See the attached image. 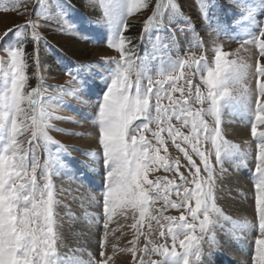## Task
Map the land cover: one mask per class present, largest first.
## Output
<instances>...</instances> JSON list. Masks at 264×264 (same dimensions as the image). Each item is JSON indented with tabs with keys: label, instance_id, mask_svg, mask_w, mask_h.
I'll return each instance as SVG.
<instances>
[{
	"label": "rangeland",
	"instance_id": "1",
	"mask_svg": "<svg viewBox=\"0 0 264 264\" xmlns=\"http://www.w3.org/2000/svg\"><path fill=\"white\" fill-rule=\"evenodd\" d=\"M12 1L26 5L8 12L0 11V35L8 29L26 24L29 20L39 25L35 30L29 27L27 34L21 37L26 64L24 74L27 77L23 92L28 93L36 89L40 95L36 113H33L26 100L21 105L24 112L17 117V122L22 129L29 130L22 131L18 140L22 142L23 149L32 150L30 154H34L40 164L57 155L64 163V167L54 171L52 175L54 196L58 202L55 206L58 256L64 260V264H96L97 261L105 260L107 264H151L152 261L157 264H172L170 257L152 251L162 245L171 251L172 241L170 236L162 237L159 234L161 228L150 217L159 216L161 212L163 216L179 217L183 210L178 211L166 206L160 189H157V192L161 193V198L148 206V214L142 222L139 210L128 207L117 209L111 221H108L107 229L103 227L105 218L101 201L105 167L102 149L98 143L96 105L106 89V83L100 77L110 76L115 68L112 61H119L121 58L118 51L107 45L111 30L104 5L110 0H79L82 8L74 11L71 10L73 3L67 0H3V4L11 7ZM137 2L147 7H141L127 16L126 23L140 25L141 35L137 46L129 44L126 47L134 46L132 59L134 67L139 66L138 70L142 73V84L146 85L149 79L155 82L154 91L161 89V96L164 97L161 106L168 108L169 114L172 108L166 93H170L173 100H179L182 95L179 91L172 93L170 89L171 81L168 77L175 62H191L193 56L196 60L203 57L201 64L214 68L215 54L219 49L227 54V61L246 66V75L237 86L236 92L251 98V108L245 111L239 104L233 103L231 107L222 110L220 125L221 142L227 141L236 145L240 151L217 163L211 141L205 142L202 138L201 144V150L212 152L210 164L214 171L217 206L223 215L228 217L225 220L222 216L214 214V219H218L219 223L211 235L215 236L217 246L203 244V264H245L255 254L254 240L259 235V220L254 203L255 180L258 175L255 173L258 140L251 133V125L254 122L255 99L258 95L255 75L257 61L264 66V57L259 56L256 45L245 41L251 39L249 33H258L259 29L241 16V8L230 0ZM242 3L253 13L256 21L264 22V0H242ZM157 5H160V12L153 20L157 27L145 30V22L157 13ZM202 6L207 12V18L202 14ZM189 20L191 25L188 24ZM68 24L72 25L71 31L68 30ZM33 31L39 35L38 41L32 39ZM122 31L128 37L125 33L127 29ZM194 35L199 37L200 46L196 45ZM9 37L13 39L6 38L8 45L14 42V34L9 33ZM28 40L34 43V50L29 52V55L25 49ZM5 46L6 44L0 43V48ZM6 55L5 51L0 50V59L6 58ZM43 63L46 66L42 67ZM80 64L87 67L77 68ZM68 71L74 72L77 79H72L67 74ZM10 74L8 65H0V123L6 118L3 98L10 87L5 83ZM179 74V71L174 73ZM204 78L206 70L199 72L196 66L192 65L191 68L186 67L184 77L176 81L177 86L184 89V98L188 100V107L192 111L209 107L207 102L201 105L195 100L196 87H199L203 95L207 94ZM186 79L192 82L191 96L187 95L189 86L185 83ZM260 80L264 82V78ZM82 82L84 88L81 87ZM260 99L264 103V97ZM151 103L155 105L154 98ZM41 111L47 122V135L55 143L46 142L43 138L32 140L31 118L34 114L39 115ZM205 120L210 130L215 127L211 116H206ZM143 122L137 120L134 125ZM168 123L184 135H190L191 122L185 126L173 117L170 122H161L159 125L165 128L161 133L165 144L159 154L165 156L169 163L178 159L179 173L175 166L171 172L157 167L155 171H149L148 179L155 181L160 178L164 183L172 180L174 184H180L181 174L191 179L189 172L195 170L191 169L184 154L168 135ZM157 130V116L153 107L149 131L144 133L153 146H158L152 136V132ZM260 131H264V125L258 126L257 135ZM5 142L3 136H0V150ZM176 142L186 148L193 161L202 169L201 179L206 178L203 164L192 152L191 147L184 144L180 138H177ZM60 145L68 149V152H58ZM37 174L42 186L43 177L39 169ZM188 186L192 187L191 184ZM144 187L147 189L149 186ZM156 194L150 193L153 196ZM169 199L178 202L174 191ZM192 203L194 206V201ZM161 223L166 226L168 221L161 220ZM133 224L136 228L132 227ZM163 231L167 232V227ZM101 244L104 245L103 248ZM133 248L136 250L135 255L131 251ZM101 251L104 252L103 257L100 256ZM176 251L183 252L179 241L176 242Z\"/></svg>",
	"mask_w": 264,
	"mask_h": 264
},
{
	"label": "snow or ice",
	"instance_id": "2",
	"mask_svg": "<svg viewBox=\"0 0 264 264\" xmlns=\"http://www.w3.org/2000/svg\"><path fill=\"white\" fill-rule=\"evenodd\" d=\"M235 2L237 7L241 8L243 17L249 23L259 29L257 32L249 33L251 39L246 43H253L259 50V56L264 57V22L254 19L253 13L242 3V0H230ZM16 5L5 6L3 0H0V11L8 12L16 10ZM105 7V15L108 18V24L111 30V36L107 40L109 48H114L120 53L119 61H112L115 68L110 76L100 77L106 83V89L99 101H97V119L99 123L98 143L102 149L104 172V189L102 197V209L104 213L103 227L107 229L108 221H111L113 213L117 209H126L131 207L133 210H139L141 222L148 214V206L154 201L162 198L166 206L181 211L179 217L151 216L161 228L160 235L170 236L172 241V250L169 251L166 246L153 248L152 251L170 257L172 264H203L202 251L204 243L209 246H217L214 232L219 223L216 216H224L217 206V197L215 195V181L213 167L210 164L211 151L201 150L203 141L210 140L215 149L214 156L217 163L223 158H231L234 152H239V147L229 144L222 140L221 136V112L233 103L239 104L245 111L251 108V98L243 93L237 94L236 88L246 75V66L238 65L235 61H227V54L217 49L215 54V67H208L201 64L193 56L191 62L180 60L174 63L170 69L168 79L171 81V92H181L179 100H173L170 93H166V98L170 101L172 108L171 114L168 108H162L161 89L154 91V81L149 79L147 84H142V73L138 70L139 66L134 67L132 56L134 55V46L126 47L131 44V39L123 34L122 29L126 30L128 25L126 17L138 11L141 5L137 0H110ZM175 9V5H172ZM202 14L207 18V12L201 7ZM160 12V5H157V13L149 17L145 22V30L156 28L157 24L153 22L154 18ZM191 25V21H188ZM31 27L35 30L39 25L29 20L26 24L17 28L8 29L0 35V43L6 44L0 48L6 52V58L0 59V65H8L11 69L10 78L6 79V85H10L8 92L3 98L6 118L0 123V136L6 141L3 149L0 150V264H64L57 253V220L55 206L57 200L54 196L52 184V175L54 171H59L64 167L60 157L54 156L40 164L37 157L31 153V149H23L22 142L18 136L22 129L17 122L24 109L22 103L27 101L33 113H36L39 104L40 93L33 89L31 92L24 93L23 89L27 83V77L24 74L26 64L24 62L25 52L22 47V36L27 34ZM71 31L72 25H67ZM193 32L194 26H193ZM9 33L14 34V42L7 44L6 38ZM33 40H39V35L33 31ZM196 45L200 46L199 37L193 36ZM191 47V45H190ZM38 56V52L36 53ZM38 62V61H37ZM196 66V70L204 72L206 78L204 83L207 86V94L203 95L199 87L195 88V100L203 105L208 103L209 107L200 108L192 111L188 107V100L184 98V89L178 87L176 81L184 77V69ZM87 65L80 64L77 68H84ZM179 71V75H174ZM135 73V79L133 74ZM67 74L72 79H77L74 72L68 71ZM7 76V73L5 74ZM256 83L258 95L255 99L254 122L251 125V133L258 140V154L256 155L255 173L258 174L255 180V211L258 215L259 235L254 240V256L246 261L245 264H264V131L257 135L259 125H264V103L261 97H264V66L259 61L256 63ZM185 83L189 86L188 96L192 95V82L186 79ZM84 88V83L81 85ZM155 99V105L151 103ZM155 108L157 116V125L159 130L152 132L158 146H153L146 139L144 133L149 131V122L152 120V109ZM206 116H211L215 127L211 130L205 120ZM181 121L185 126L191 122L190 135H184L179 129L172 127L168 123L167 132L172 138L173 143L184 158L188 161L194 172H189L188 176L180 175L182 183L174 184V181L167 180L162 182L160 178L155 181L148 179L149 171H155L157 167H163L166 172H171L173 167L179 173L180 162L177 159L174 163H169L165 156H161V147L165 144L161 133L165 128L159 127L161 122H170L171 119ZM183 117V119H181ZM137 120L144 122L134 125ZM47 122L43 111L39 115H33L31 118L32 140L37 141L43 138L46 142L55 143L47 135ZM180 138L184 144L189 145L195 155L200 158L203 164V172L207 173L206 178L201 179L202 169L193 161L192 156L186 148L181 147L176 142ZM58 152L67 153L68 149L62 145L58 146ZM247 155V154H245ZM38 169L42 173L43 184L41 186L38 178ZM191 184L192 187L188 185ZM148 185L146 189L144 186ZM172 186V187H169ZM175 192L178 202L169 199L172 192ZM156 192L155 196L150 193ZM194 201V206L193 202ZM190 217V218H189ZM202 217V218H201ZM161 220L168 221L165 226ZM136 228V225H132ZM167 227V232L163 229ZM179 241L182 253L176 251V242ZM104 245L101 244V248ZM135 255V249L131 250ZM147 251V249H145ZM210 255V253H208ZM104 256V252H100ZM96 264H107V261H97ZM151 264H157L152 261Z\"/></svg>",
	"mask_w": 264,
	"mask_h": 264
},
{
	"label": "trees",
	"instance_id": "3",
	"mask_svg": "<svg viewBox=\"0 0 264 264\" xmlns=\"http://www.w3.org/2000/svg\"><path fill=\"white\" fill-rule=\"evenodd\" d=\"M67 1L71 2V4L73 3V7L71 8L72 11L79 10L82 8L81 4L79 3V0H67ZM11 4L12 5L16 4V6H17L16 8L23 7L24 5H26V3H17V2H13V1L11 2ZM89 15H91V14H89ZM127 25H128V27H127V31L125 33L131 39V44L134 46H137L139 43V37L141 35V26L138 24H135V23H132V24L128 23ZM33 44H34L33 41H31V40L27 41L25 49L28 50V51H26V53L28 55L30 54L29 52H32L34 50ZM74 54H76V52ZM44 66H46L45 63L42 64V67H44ZM30 68H31V66H30Z\"/></svg>",
	"mask_w": 264,
	"mask_h": 264
},
{
	"label": "bare ground",
	"instance_id": "4",
	"mask_svg": "<svg viewBox=\"0 0 264 264\" xmlns=\"http://www.w3.org/2000/svg\"><path fill=\"white\" fill-rule=\"evenodd\" d=\"M178 40H179V38H178Z\"/></svg>",
	"mask_w": 264,
	"mask_h": 264
}]
</instances>
